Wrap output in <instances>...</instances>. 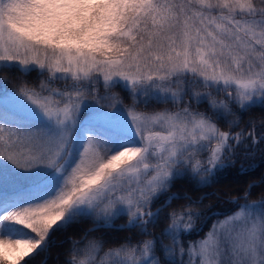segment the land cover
<instances>
[{"label":"snow or ice","instance_id":"obj_1","mask_svg":"<svg viewBox=\"0 0 264 264\" xmlns=\"http://www.w3.org/2000/svg\"><path fill=\"white\" fill-rule=\"evenodd\" d=\"M257 110L264 0H0V264H47L81 220L93 228L63 264H264V200L245 191L185 246L213 208L168 194L212 186L241 154L264 164V119L259 136L255 120L234 131ZM99 230L149 238H89Z\"/></svg>","mask_w":264,"mask_h":264},{"label":"trees","instance_id":"obj_2","mask_svg":"<svg viewBox=\"0 0 264 264\" xmlns=\"http://www.w3.org/2000/svg\"><path fill=\"white\" fill-rule=\"evenodd\" d=\"M11 79L19 82V73L12 72L9 74ZM35 73L30 74L25 77L29 84L34 80ZM119 96L123 99L124 103L127 102L126 93L117 90ZM264 119V113L260 111H254L249 115H245L240 122L239 126L234 128V131L239 132L241 129L245 133L251 131V125L248 124V121L255 120L256 128L255 134L257 136L261 135V124L260 120ZM224 128V126H222ZM226 130V128H225ZM261 154L257 152L255 157H250L245 159L244 156L238 155L235 165L231 168L224 170L219 174L217 182L210 187L202 188L197 190L192 184L187 182H177L170 192L178 193L181 197L185 194L188 195L191 201H199L201 197H205L200 205H194L192 211H201L207 212V206L211 205L213 208V215L208 219L206 223L200 224L199 227L201 231L192 232L189 237L184 241L185 246H187L188 240H199L208 232L211 228L212 223L216 220L217 217L223 218L226 214H229L234 207L230 201L233 198L237 199L240 204L245 203L244 192L248 191L249 195L247 197V203H255L260 200H264V183H260L262 177H264V164H260ZM241 164L247 166L253 164L252 169H248L244 172L239 171ZM252 185L251 188L248 186ZM207 194V195H206ZM189 203L188 200L179 199L173 200L171 206L166 209V212H171L172 210L180 211L182 207ZM126 223L125 219H118L116 221L117 227ZM93 227V224L89 220H81L78 223H74L69 226L67 230L58 233L53 237V243L50 245V251L47 253V264H63V261L67 258L66 253L71 247L73 241L80 240L85 232H88L89 229ZM166 227V224L161 222L157 227L150 228L149 231L152 237H157L160 235L163 228ZM126 236H131L133 241L137 239H148L149 237L138 236L135 232H105L104 230L92 231L89 235V238H104L105 240L111 238L114 240H121ZM167 243V241H165ZM107 247V246H106ZM43 257L38 258L37 264Z\"/></svg>","mask_w":264,"mask_h":264},{"label":"rangeland","instance_id":"obj_3","mask_svg":"<svg viewBox=\"0 0 264 264\" xmlns=\"http://www.w3.org/2000/svg\"><path fill=\"white\" fill-rule=\"evenodd\" d=\"M5 78H7V79H9V81H10V88H16V90L18 91V83L19 82H17L16 80H14V79H11L10 78V75L8 76V77H5ZM103 93V90L101 89V94ZM126 98L128 99L127 100V102H125L122 106L123 107H127V106H129L130 104H131V100L128 98V96H127V94H126ZM105 103H107V102H105ZM138 111H142L143 109L142 108H138L137 109ZM104 111H108V112H110V111H112V109H110V108H104Z\"/></svg>","mask_w":264,"mask_h":264},{"label":"water","instance_id":"obj_4","mask_svg":"<svg viewBox=\"0 0 264 264\" xmlns=\"http://www.w3.org/2000/svg\"><path fill=\"white\" fill-rule=\"evenodd\" d=\"M91 228H93V227H91Z\"/></svg>","mask_w":264,"mask_h":264}]
</instances>
